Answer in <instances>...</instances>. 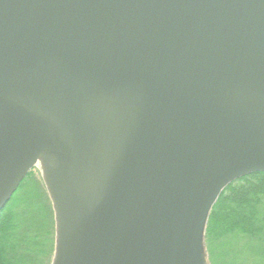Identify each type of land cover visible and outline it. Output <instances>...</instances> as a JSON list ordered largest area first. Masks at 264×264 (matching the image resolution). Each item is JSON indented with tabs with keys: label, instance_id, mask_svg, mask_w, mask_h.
<instances>
[{
	"label": "water",
	"instance_id": "obj_1",
	"mask_svg": "<svg viewBox=\"0 0 264 264\" xmlns=\"http://www.w3.org/2000/svg\"><path fill=\"white\" fill-rule=\"evenodd\" d=\"M36 166L50 264H209L264 173V0H0V211Z\"/></svg>",
	"mask_w": 264,
	"mask_h": 264
},
{
	"label": "trees",
	"instance_id": "obj_2",
	"mask_svg": "<svg viewBox=\"0 0 264 264\" xmlns=\"http://www.w3.org/2000/svg\"><path fill=\"white\" fill-rule=\"evenodd\" d=\"M25 183L0 212V264H49L51 259L49 203L42 192H23ZM213 206L205 232L210 264H264V173L233 181Z\"/></svg>",
	"mask_w": 264,
	"mask_h": 264
},
{
	"label": "rangeland",
	"instance_id": "obj_3",
	"mask_svg": "<svg viewBox=\"0 0 264 264\" xmlns=\"http://www.w3.org/2000/svg\"><path fill=\"white\" fill-rule=\"evenodd\" d=\"M24 180L26 181V183H25L24 189L22 190L23 192H26V193L29 192V193H31L32 196H35L38 192H42L45 196V193L43 191H41V189H40V186L42 185V183H41L42 181H40L41 179H40V171L39 170H37V169L33 170L30 174H28L26 176V178ZM41 187H43V185Z\"/></svg>",
	"mask_w": 264,
	"mask_h": 264
}]
</instances>
